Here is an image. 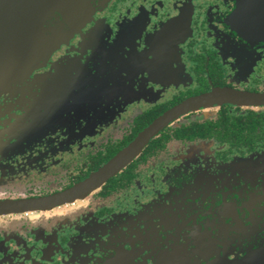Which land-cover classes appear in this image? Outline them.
I'll return each mask as SVG.
<instances>
[{
	"label": "flooded vegetation",
	"instance_id": "obj_1",
	"mask_svg": "<svg viewBox=\"0 0 264 264\" xmlns=\"http://www.w3.org/2000/svg\"><path fill=\"white\" fill-rule=\"evenodd\" d=\"M94 6L0 92V264H264V40L235 0ZM209 93L103 183L60 196Z\"/></svg>",
	"mask_w": 264,
	"mask_h": 264
},
{
	"label": "water",
	"instance_id": "obj_2",
	"mask_svg": "<svg viewBox=\"0 0 264 264\" xmlns=\"http://www.w3.org/2000/svg\"><path fill=\"white\" fill-rule=\"evenodd\" d=\"M95 1L104 4L108 0H0V92L25 81L54 48L79 30L94 12ZM235 1V22L255 39L264 40V0ZM211 95L190 99L156 117L90 177L60 196L103 183L137 156L168 122Z\"/></svg>",
	"mask_w": 264,
	"mask_h": 264
}]
</instances>
